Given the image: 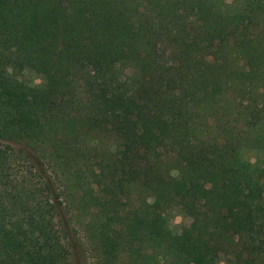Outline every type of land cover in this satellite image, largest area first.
<instances>
[{"label": "trees", "instance_id": "1", "mask_svg": "<svg viewBox=\"0 0 264 264\" xmlns=\"http://www.w3.org/2000/svg\"><path fill=\"white\" fill-rule=\"evenodd\" d=\"M81 240L264 264V2L0 0V264Z\"/></svg>", "mask_w": 264, "mask_h": 264}, {"label": "rangeland", "instance_id": "2", "mask_svg": "<svg viewBox=\"0 0 264 264\" xmlns=\"http://www.w3.org/2000/svg\"><path fill=\"white\" fill-rule=\"evenodd\" d=\"M228 4L232 2V0H225ZM262 2H264V0H261ZM38 80L34 79L32 84H37ZM189 224V220L186 218H183L182 216H175L172 220H171V228L180 233V230L182 229V227L187 226ZM85 246V245H84ZM82 240L78 242V246L75 250H73V262L74 264H91L92 260L91 258L84 253V248Z\"/></svg>", "mask_w": 264, "mask_h": 264}]
</instances>
